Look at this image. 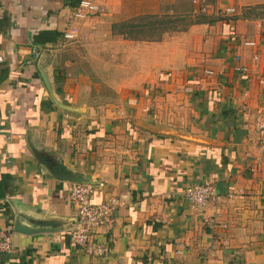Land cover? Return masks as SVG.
Returning a JSON list of instances; mask_svg holds the SVG:
<instances>
[{
  "label": "crops",
  "instance_id": "crops-1",
  "mask_svg": "<svg viewBox=\"0 0 264 264\" xmlns=\"http://www.w3.org/2000/svg\"><path fill=\"white\" fill-rule=\"evenodd\" d=\"M98 1L76 19L68 0H0V264H264V0ZM163 13L189 22L114 27ZM76 181L122 202L103 255L71 243ZM204 183L220 198L197 212L185 189Z\"/></svg>",
  "mask_w": 264,
  "mask_h": 264
},
{
  "label": "built area",
  "instance_id": "built-area-1",
  "mask_svg": "<svg viewBox=\"0 0 264 264\" xmlns=\"http://www.w3.org/2000/svg\"><path fill=\"white\" fill-rule=\"evenodd\" d=\"M204 3V2H203ZM202 12L207 10V6H200ZM105 11L98 0H81L75 7L73 17L84 19L90 16L101 14ZM234 8H228L225 14L234 13ZM71 21V20H70ZM79 28L71 22L62 30L63 42H70L77 39ZM253 44V42H246ZM35 56H40V51H35ZM4 57L0 53V62ZM257 133L259 136V150L264 158V108L256 120ZM103 185V183H98ZM97 184L91 181H76L73 183L70 198L77 208V218L70 224L69 233L71 243L75 246H81L91 255H103L106 247L97 244L96 238L103 226H109L114 223L115 214L121 201L115 197L108 198L101 202L93 201V194ZM185 195L191 206L201 212L209 201L220 198L216 187L212 183L194 184L185 189ZM11 237L5 229H0V257L11 251Z\"/></svg>",
  "mask_w": 264,
  "mask_h": 264
},
{
  "label": "trees",
  "instance_id": "trees-1",
  "mask_svg": "<svg viewBox=\"0 0 264 264\" xmlns=\"http://www.w3.org/2000/svg\"><path fill=\"white\" fill-rule=\"evenodd\" d=\"M72 6H78L81 0H68ZM264 6V5H262ZM169 17H159L157 15L151 16H141L134 19L124 21L122 23H117L114 25L115 30L120 33H126L129 36L140 35L141 33H151L147 36L149 39L158 37V34L161 33L165 27L163 24L171 22L173 20L168 19ZM164 28V29H163ZM40 33H44L43 36L37 38V42H54L59 35L57 30H46ZM36 40V38H35Z\"/></svg>",
  "mask_w": 264,
  "mask_h": 264
},
{
  "label": "rangeland",
  "instance_id": "rangeland-1",
  "mask_svg": "<svg viewBox=\"0 0 264 264\" xmlns=\"http://www.w3.org/2000/svg\"><path fill=\"white\" fill-rule=\"evenodd\" d=\"M259 11H256V9L252 10V12H258L260 13L261 15L264 14V6L263 7H260L258 8ZM167 14V13H166ZM186 14H167V17L170 16L172 17L173 21L171 22H167L165 25H168L170 27H174V28H184L186 26V24L189 22V18H187L185 16ZM166 15L163 13L162 14V18L165 17Z\"/></svg>",
  "mask_w": 264,
  "mask_h": 264
}]
</instances>
